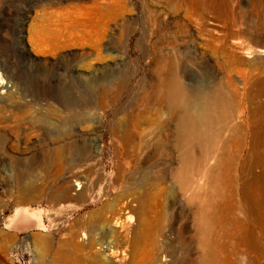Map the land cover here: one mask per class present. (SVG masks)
I'll list each match as a JSON object with an SVG mask.
<instances>
[{
    "label": "rangeland",
    "instance_id": "374dc122",
    "mask_svg": "<svg viewBox=\"0 0 264 264\" xmlns=\"http://www.w3.org/2000/svg\"><path fill=\"white\" fill-rule=\"evenodd\" d=\"M262 73L264 0H0V264H200L157 82L255 91ZM238 200L222 264H264V210Z\"/></svg>",
    "mask_w": 264,
    "mask_h": 264
},
{
    "label": "bare ground",
    "instance_id": "6f19581e",
    "mask_svg": "<svg viewBox=\"0 0 264 264\" xmlns=\"http://www.w3.org/2000/svg\"><path fill=\"white\" fill-rule=\"evenodd\" d=\"M232 38L234 39L233 35ZM223 39L221 42L226 43V39ZM223 51L228 53L232 68L238 63L236 54L232 47L226 44ZM244 72L245 70L240 75ZM164 77H169V74ZM179 78L172 77L169 80L163 78L164 80L159 83L156 81L159 87L158 99L176 117L171 136L173 140H168L167 143H170V151L177 153L178 167L175 171L173 169L170 175L181 184L182 193L183 191L190 193L187 206H190L193 216V231L188 235V243L197 244L201 253L200 264H222V257L227 250H232V255L228 257L234 256L233 252L238 240V225L239 221L241 222L237 217L240 209L239 197L245 204L246 212L254 214L255 210L257 212L264 210L262 205L264 198L256 191V185L261 180L256 182L254 176L257 164H264V133H262L264 120L257 119L258 114H264V105L254 103L256 99H261L263 96L264 82H255L257 87L255 91H252L246 89L247 86L251 87L252 83L249 82L250 85L246 86L247 82L242 84L245 88L241 90V83L244 82H238V80L236 84H230L232 91L229 93L221 84H215L217 87L211 90L199 83L187 90ZM7 88L8 86L4 83L0 84L1 94H4ZM153 93L151 92V95ZM157 97L155 100L159 104ZM215 124L219 127L213 134L211 129ZM214 141L216 146H213L216 147V151L209 154L208 149ZM259 153L261 159L255 160V156ZM76 187L77 190L83 189L80 183ZM259 188L262 187L259 186ZM162 231L164 229L160 228V233ZM162 238V245H168L167 236L162 234ZM161 260L162 255H159L157 261Z\"/></svg>",
    "mask_w": 264,
    "mask_h": 264
}]
</instances>
